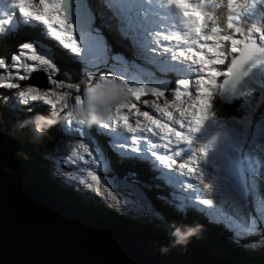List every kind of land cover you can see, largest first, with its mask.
I'll use <instances>...</instances> for the list:
<instances>
[{"label":"snow or ice","instance_id":"1","mask_svg":"<svg viewBox=\"0 0 264 264\" xmlns=\"http://www.w3.org/2000/svg\"><path fill=\"white\" fill-rule=\"evenodd\" d=\"M127 2L102 0V5L116 20L122 38L130 40L134 48L143 50L146 45L129 35V24L124 16ZM167 3L178 10L185 31L154 34L153 47L148 51L153 56L163 53L171 54L173 60L182 58L190 69L189 77L194 79L177 82L172 93L173 103L165 100L163 108L152 106L161 114L159 117L149 111L140 112L128 98L105 120L96 123L97 131L108 138L109 147L120 157L134 154L148 162L158 172L154 179L172 189L171 203L178 211L195 208L204 212L208 209L211 215L219 217L218 223H224L233 232L235 241L253 235L264 236V142L249 138L250 133L264 125V111H261L264 109V84L242 85L253 69L259 68L264 73V0H167ZM221 7L227 9L223 24L217 15V9ZM95 18L96 13L88 0H38V3L34 0H0V36L14 33L22 26H42L44 35L69 50L78 62L98 69L101 65L109 66L111 60V67L122 65L123 73H130V76L116 72L98 75L86 71L84 76L88 83L119 80L137 101L148 92L155 97H164L166 92L162 89L166 88L150 87L133 72V67H139L135 61L130 62L120 54L109 55L107 43L94 26ZM171 42H175V48ZM226 44L230 45L227 49ZM11 60L9 66L0 59V69H6L5 74L0 75V88L21 89L19 82L29 80L33 73H45L51 87L42 92L28 86L16 93L17 102L23 106L42 102L58 116L64 113L69 131L81 138L67 161L91 164L95 170L105 169L104 154L86 130L91 125L74 118L72 110L65 111L70 104L73 108L82 103L81 84L85 87V82H74L73 70L58 65L51 49L38 42L23 43L19 54L13 55ZM219 66H225L224 70ZM220 77L222 83H218ZM73 92L80 94L70 99ZM217 95L228 104L238 101V111L244 113L239 118L228 119L242 129L240 146L234 148L239 159L222 153L238 170V182L222 175L215 163L211 170L206 167L216 137L207 144L193 146V134L207 120L218 116L213 103ZM170 109L178 112V118ZM132 114L136 116L135 127L129 122ZM141 117L145 123L141 122ZM95 170L87 171L91 180L87 186L92 188L94 182L99 191L101 179ZM206 179L210 182L205 183ZM205 190L213 192L218 203L207 194L202 195Z\"/></svg>","mask_w":264,"mask_h":264},{"label":"water","instance_id":"2","mask_svg":"<svg viewBox=\"0 0 264 264\" xmlns=\"http://www.w3.org/2000/svg\"><path fill=\"white\" fill-rule=\"evenodd\" d=\"M14 127L0 116V128ZM1 139L0 134V264H234L190 242L170 247L168 234L94 219L37 191L13 176L25 173L12 154L19 146ZM162 246L169 251L162 253Z\"/></svg>","mask_w":264,"mask_h":264},{"label":"trees","instance_id":"3","mask_svg":"<svg viewBox=\"0 0 264 264\" xmlns=\"http://www.w3.org/2000/svg\"><path fill=\"white\" fill-rule=\"evenodd\" d=\"M41 36H43L42 29L28 27L23 28L17 36L11 35L0 38V59H4L6 63L10 64L12 61L11 51L14 50L17 42L26 39L29 43H34L36 39H41ZM104 41L107 43V45L110 42V40L107 38H104ZM54 51L58 52L57 50ZM124 54L127 56L129 55V52L125 50ZM250 77L251 73L246 78L251 81ZM261 77L264 82V73H261ZM255 84V82H252L251 87H256L257 85ZM83 87L84 86L81 84V91H83ZM4 89L6 88H0V94ZM76 94L78 95L80 93ZM146 101L147 100H143L140 106H143ZM12 103L15 105L14 101ZM218 104L219 112L230 113L238 111V101L233 102L232 104L218 101ZM6 105L7 104L5 102H2V100H0L1 114L2 109ZM43 110L45 115H48L50 113L49 109L46 110L43 108ZM15 112L18 114L19 117H17L14 113L12 114L10 110H7L8 114L14 115L12 121L16 123H18L19 121L26 120L36 114L35 111L32 109L31 105H19V108H16ZM3 119L9 123L11 122L10 119H7L6 115ZM14 132L15 131L12 129H2L1 131L3 138L8 143L14 142L16 145L19 146V148H17V151L13 153V155L17 157L20 160L21 164L24 166L25 174L29 178L28 182L31 183L34 187L37 186L40 190H47L51 192L52 194L56 195L60 200H62L65 204L77 207L89 213L92 217L96 219L105 221L115 220L126 227L139 229L148 233L169 235V225L173 221L176 222V224L178 225L200 224L203 226V230L200 233V237L198 239L192 237L190 239V242L206 248L214 256L231 262H235L236 264L262 263L260 261V258H264V236L253 235L248 241H244L243 239L235 241L234 236H228L216 226L193 218L187 214H180L170 209L162 208V206L165 204L161 200H157L155 205L153 206L155 212L161 215V219L155 218L156 223L153 227H155L156 229L152 230V225L149 223L150 217L148 215L141 214L140 210L138 209V206L132 208L130 213L128 212V209L124 211L115 209L111 202H108L107 205L104 204L105 198L102 187L103 189H105L106 187L112 188L116 192L117 185L114 181L115 173H113L112 175L107 174L108 169L105 172H99L98 170L95 171L101 179L100 186H98L99 191H97V185H93L92 188H89L87 184L82 183L77 177L71 176L70 178L65 179L61 175L57 173L55 174L54 172H52L51 175H49L48 177L47 174L40 169V162L42 160V156H40L36 151L37 145L30 142V139L27 135V129H24V133L26 134L18 140H14L9 137V135ZM56 132L63 134L59 123L49 129V135L45 137V139L50 137H57ZM81 163L68 162L67 164H63L59 162L58 165L61 167L69 168L74 166L75 164ZM8 169L10 170L8 172H13V170L9 167ZM142 172V175L147 174L145 168H143ZM17 177L19 176L17 175ZM21 178L27 181V179H25L23 175H21ZM124 178L130 179L127 176ZM105 181L107 182L105 183ZM248 244L251 245V247L253 248H247Z\"/></svg>","mask_w":264,"mask_h":264},{"label":"rangeland","instance_id":"4","mask_svg":"<svg viewBox=\"0 0 264 264\" xmlns=\"http://www.w3.org/2000/svg\"><path fill=\"white\" fill-rule=\"evenodd\" d=\"M51 44H52V39L47 38L45 36L43 46L46 48H49L51 46ZM51 51L54 55L55 61L58 64L61 61H65L64 56L68 60V63L65 62V65L67 67L73 69V73H74L73 81L74 82H76L77 80H80L79 78L81 76V73H82L83 81H84V79H86L84 76V73L86 71H84L82 69L83 68L82 66H80V69L78 67V72H76V63L73 60H71L69 57H67L64 53H62L60 51L56 52V51H54V49ZM66 53L69 54L67 51H66ZM59 65H61V64H59ZM219 67L221 68V66H219ZM12 71H14V70H12ZM37 73L40 75L39 78L36 77ZM57 79H60V77H57ZM250 79L252 82H255L252 79V77H250ZM19 83L21 84V89H4L2 94L0 95V100H2V102H5L6 104H8V103L13 104L12 102L14 101L15 105L14 104L13 105L15 107H19L20 104L17 102V99H16V93L19 90H24L28 86H34V87L39 88L42 92H46L51 87V85L49 84V81L47 79L46 74L43 72L33 73L29 80L21 81ZM255 85H257V84H255ZM249 87H251V85ZM76 95L77 94L75 92H73L70 99H75ZM31 107L35 111V113H43V114H44L43 108L45 109V107H46V110L49 109V106L42 103V102H34L33 104H31ZM70 110H72L71 104L69 105V108L66 109L65 111H70ZM12 114L4 113V109H2L1 118L3 119L4 116L6 115L7 119H10L11 122L9 123V122L5 121L4 119L3 120L9 124H13L16 126L14 128H10V129L14 130L15 132L12 133L11 135H9V137L14 139V140H18L19 138L23 137L26 133H24V129L19 128L18 123L12 121V119L14 118V115H12ZM14 114L17 116L16 113H14ZM60 116L62 117L61 120H62L63 128H64L63 132L65 134H58L57 133V137H50V138L43 140L40 144H36L37 145L36 151L40 156H42L41 157L42 160L40 162V169L43 170V172H45L48 177H49V175H51L52 172H54L55 174L57 173V174L61 175L65 179H68L71 176L77 177L80 181L84 180V182H83L84 184H88L89 182H91V180H90V177L87 176V171H81L80 170V169L88 170L86 165H79V166H74L71 168H65V167H61L58 165L59 162H61L63 164L66 163L67 156L70 155L71 150L73 148H76V146H77L76 143H78V141H79V139L76 138L78 135H73L69 131V129H68V127H67V125L63 119L64 113H61ZM2 129L3 128H0L1 137L5 142H7L2 136V133H1ZM12 144H15V143L13 142ZM16 151H17V149L13 150L12 154L15 153ZM57 153H58V155H57ZM2 166L7 171V173L13 175L12 173L8 172L10 170L8 169L7 166H5L4 164H2ZM70 169H72V170H70ZM74 170H77V171H74ZM141 172H142L141 169L133 170L131 168H128L125 165H120V166L114 167L111 164V168L107 170V174L112 175L113 173H115V176H118L119 178H124L126 176L131 177L139 185V187H143V188L147 189V193H145L146 196L141 197V198H137V197L132 195V193H131V192H133L132 189H130V191H131L130 192L128 189H126L124 187H119V189L116 190V192H115L112 188L106 187L105 189H103V187H102V190L104 191V198H105L104 204L107 205L108 202H111V203H113V206L115 209H119L121 211L128 209V212H130V213H131V208H129V204L132 207L138 206V209L140 210L141 214H145V215H148L150 217L149 223L152 225V230H155L156 228L153 226H155L156 220H154L152 217H153V215H155L154 214L155 210H154L153 206L156 203V198L149 191V187H151L152 181H151V178L149 175H142ZM14 175H13L14 177H17V175H18L19 177H17V178L19 180H21L22 182H24V179L21 178L22 174H17L14 171ZM23 176L25 177V174H23ZM140 176L143 178H141ZM126 179H128V178H126ZM92 183H93V185H95L94 182H92ZM35 188L39 189L37 186ZM54 196H56V195H54ZM149 198H150V200H149ZM153 210H154V212H153ZM156 216L159 219H161V215L156 214ZM199 237H200V235H199ZM194 238L198 239L197 237H194ZM248 248H250V247H248Z\"/></svg>","mask_w":264,"mask_h":264},{"label":"clouds","instance_id":"5","mask_svg":"<svg viewBox=\"0 0 264 264\" xmlns=\"http://www.w3.org/2000/svg\"><path fill=\"white\" fill-rule=\"evenodd\" d=\"M126 85L119 80H105L88 83L85 81L82 103L76 104L73 108L74 118L83 119L89 125L105 120L114 108L128 99ZM79 100L80 97L78 96ZM62 117L54 112L48 115L36 113L34 116L18 122L20 129H27L30 142L40 144L49 135V129L56 126ZM171 237L170 247L186 246L192 237L199 238L203 230L200 224H176L169 225ZM161 252L169 251V246H162Z\"/></svg>","mask_w":264,"mask_h":264},{"label":"bare ground","instance_id":"6","mask_svg":"<svg viewBox=\"0 0 264 264\" xmlns=\"http://www.w3.org/2000/svg\"><path fill=\"white\" fill-rule=\"evenodd\" d=\"M64 60L65 61H61L59 64H61V65H63V66H66L65 65V62L66 63H68V60L65 58V56H64ZM73 70V69H72ZM36 77L37 78H39L40 77V75L37 73V75H36ZM2 140V139H1ZM21 163V162H20ZM21 166L23 167V169H24V166L21 164ZM24 172H25V169H24ZM22 175L23 174H25V173H21ZM28 180L29 179H27V181H24L23 183L24 184H26V185H28V186H30V187H34L31 183H29L28 182ZM116 180L120 183L119 184V187H124V188H126V189H128L129 191H130V189H129V186L127 185V181H128V179H126V178H123L122 180H119L118 178H116ZM122 184V185H121ZM140 188V190H141V193L138 191V189H135V193H132V195L133 196H135V197H137V198H141V197H144V196H146V194L142 191V188L141 187H139ZM36 190L37 191H40V192H43V191H45V192H48L49 194H51L52 196H54L52 193H50L49 191H47V190H40V189H37L36 188ZM131 192V191H130ZM56 199H58L59 201H61L62 203H64L62 200H60L59 198H57L56 196H54ZM148 198V197H147ZM149 200H150V198H149ZM65 204V203H64ZM66 205H68V204H66ZM68 206H70V205H68ZM73 207V206H72ZM75 208H77V207H75ZM77 209H79V208H77ZM80 211H83V210H81V209H79ZM85 212V211H84ZM87 213V212H86ZM87 214H89V213H87ZM90 215V214H89ZM91 216V215H90ZM92 217V216H91ZM92 218H94V217H92ZM94 219H96V218H94ZM98 220H100V219H98ZM113 221V220H112ZM115 221V220H114ZM117 222V221H116ZM120 223V222H119ZM121 224V223H120ZM123 225V224H122ZM124 226V225H123ZM126 227V226H125ZM153 234H157V233H153ZM190 243H192V242H190ZM192 244H194V245H197V246H199L198 244H195V243H192ZM199 247H201V246H199ZM202 249H204L206 252H208L210 255H212L206 248H204V247H201ZM212 256H214V255H212ZM214 257H217V256H214ZM217 258H219V257H217ZM220 259H222V258H220ZM223 260H225V259H223ZM228 261V260H227ZM231 262V261H230ZM234 264H235V262H233ZM262 264V263H261Z\"/></svg>","mask_w":264,"mask_h":264}]
</instances>
